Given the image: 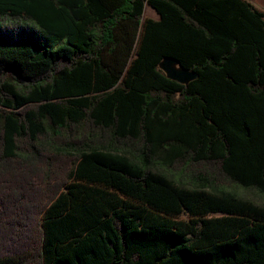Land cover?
I'll use <instances>...</instances> for the list:
<instances>
[{
	"label": "trees",
	"instance_id": "trees-1",
	"mask_svg": "<svg viewBox=\"0 0 264 264\" xmlns=\"http://www.w3.org/2000/svg\"><path fill=\"white\" fill-rule=\"evenodd\" d=\"M238 188L264 198L263 11L0 0V264H264Z\"/></svg>",
	"mask_w": 264,
	"mask_h": 264
},
{
	"label": "rangeland",
	"instance_id": "rangeland-1",
	"mask_svg": "<svg viewBox=\"0 0 264 264\" xmlns=\"http://www.w3.org/2000/svg\"><path fill=\"white\" fill-rule=\"evenodd\" d=\"M248 1H250L254 6H256L258 9H260L261 11L264 12V0H248ZM144 17L145 18H148V17L157 18L158 17L157 14L155 13V10L152 9L147 3L145 6ZM27 30H28V28H27ZM4 32L6 33V36L10 38L11 34L8 32V30L5 29ZM30 33L32 36H34V34H35L33 30L30 31ZM16 36H20L19 32L16 33ZM34 38L38 39V37H36V36ZM131 55H132L131 59H133L136 56L135 50L132 52ZM236 191L241 195L253 197L260 202H264V198L259 196V194L254 190H244V189L238 188V189H236ZM216 215H219V214H214V216H216Z\"/></svg>",
	"mask_w": 264,
	"mask_h": 264
},
{
	"label": "water",
	"instance_id": "water-1",
	"mask_svg": "<svg viewBox=\"0 0 264 264\" xmlns=\"http://www.w3.org/2000/svg\"><path fill=\"white\" fill-rule=\"evenodd\" d=\"M160 67L164 70L169 78L181 83H187L196 77L195 73L180 67L178 61L173 58H165L160 63Z\"/></svg>",
	"mask_w": 264,
	"mask_h": 264
},
{
	"label": "crops",
	"instance_id": "crops-1",
	"mask_svg": "<svg viewBox=\"0 0 264 264\" xmlns=\"http://www.w3.org/2000/svg\"><path fill=\"white\" fill-rule=\"evenodd\" d=\"M152 9H153V8H152ZM155 13H156V14H157V16H158V17H157V18H155V19H158V18H159V15H158V13H157L156 11H155ZM151 18H153V17H151Z\"/></svg>",
	"mask_w": 264,
	"mask_h": 264
}]
</instances>
